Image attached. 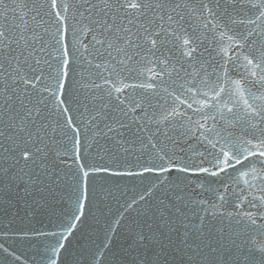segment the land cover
Returning a JSON list of instances; mask_svg holds the SVG:
<instances>
[{
	"label": "snow or ice",
	"instance_id": "1",
	"mask_svg": "<svg viewBox=\"0 0 264 264\" xmlns=\"http://www.w3.org/2000/svg\"><path fill=\"white\" fill-rule=\"evenodd\" d=\"M0 264H264V0H0Z\"/></svg>",
	"mask_w": 264,
	"mask_h": 264
},
{
	"label": "water",
	"instance_id": "2",
	"mask_svg": "<svg viewBox=\"0 0 264 264\" xmlns=\"http://www.w3.org/2000/svg\"><path fill=\"white\" fill-rule=\"evenodd\" d=\"M124 195H125V198L133 197L135 195V192L131 188H129V190ZM129 202L131 201L129 200ZM29 255H31V253H29Z\"/></svg>",
	"mask_w": 264,
	"mask_h": 264
}]
</instances>
